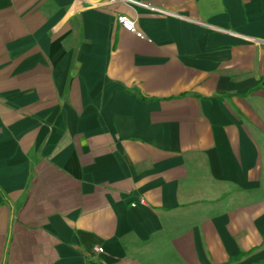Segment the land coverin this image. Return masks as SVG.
<instances>
[{
	"label": "crops",
	"instance_id": "1",
	"mask_svg": "<svg viewBox=\"0 0 264 264\" xmlns=\"http://www.w3.org/2000/svg\"><path fill=\"white\" fill-rule=\"evenodd\" d=\"M0 264H264V0H0Z\"/></svg>",
	"mask_w": 264,
	"mask_h": 264
},
{
	"label": "built area",
	"instance_id": "2",
	"mask_svg": "<svg viewBox=\"0 0 264 264\" xmlns=\"http://www.w3.org/2000/svg\"><path fill=\"white\" fill-rule=\"evenodd\" d=\"M120 1L133 3V0H109L110 3H115V2H120ZM141 5H143V4H141ZM117 23L119 24V26L122 29H124L125 31L135 35L136 37H138V38L143 37L142 32L136 26L135 20L130 18L129 16L124 15V14L117 16ZM96 251H99V249H97Z\"/></svg>",
	"mask_w": 264,
	"mask_h": 264
}]
</instances>
